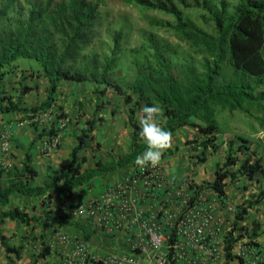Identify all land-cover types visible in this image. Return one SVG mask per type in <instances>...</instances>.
Listing matches in <instances>:
<instances>
[{
    "label": "trees",
    "instance_id": "trees-1",
    "mask_svg": "<svg viewBox=\"0 0 264 264\" xmlns=\"http://www.w3.org/2000/svg\"><path fill=\"white\" fill-rule=\"evenodd\" d=\"M112 1L170 16L172 22L150 21L149 26L171 30L177 42L141 30L138 44L130 46L131 29L127 25L104 24L98 4L91 0H0V114L45 113L55 103L60 82L89 83L95 97L104 96L110 89L122 98L130 107L127 123L132 130L127 154L83 168L87 158L79 154L87 149L88 141H93L90 135L95 126L104 121L98 116L99 106H95L92 117L75 138V146L59 163V169L47 166L48 175L39 186L34 185L37 171L31 165L32 145H29L19 164L7 171L0 169V209L15 194L41 198V205L43 201L52 203L57 195L71 197L95 178L134 164L137 156L147 149L139 139L140 125L135 118L137 111L146 106L159 105L163 109V121L159 124L172 136L180 128L197 133L195 147L201 151V162H205L208 152H217L218 113L237 112L264 126V0H237L234 6L226 0ZM189 10L201 12L204 28L195 23ZM20 59L36 63L39 77L47 82L46 97L31 108L22 105V98L33 88L23 87L14 97L8 94L5 85ZM238 141L241 143L238 147L236 141L225 143L223 165L215 171L213 181L193 189L195 197L209 189L220 198L224 196L226 181L264 177L261 159L247 141ZM246 210L241 208L235 213V227L244 221ZM44 215L30 217L18 208L0 210V246L6 257L19 258V250L6 242L2 231L5 222L28 227L43 219H53L57 224L70 225L61 208ZM72 226L85 239L93 238L103 248L110 246L106 236L81 224ZM259 229L258 224H252L251 239L258 237ZM240 230L248 233L247 226ZM233 233L228 232L223 240L226 262L232 260V247L242 238L234 237ZM173 242L174 232L169 239L170 244ZM49 254V249L43 248L31 264L45 260Z\"/></svg>",
    "mask_w": 264,
    "mask_h": 264
},
{
    "label": "rangeland",
    "instance_id": "rangeland-1",
    "mask_svg": "<svg viewBox=\"0 0 264 264\" xmlns=\"http://www.w3.org/2000/svg\"><path fill=\"white\" fill-rule=\"evenodd\" d=\"M91 1L98 4L104 24L127 25L131 29L130 46L138 44V32L141 30L156 33L167 38L171 43L177 42L171 30L149 26L150 21L172 22L173 19L168 15L157 11H146L135 4H121L112 0ZM226 1L231 6L237 3V0ZM188 12L195 23L204 28L199 17L201 12L198 10ZM102 31L101 38L104 40ZM28 62V60H18L17 65L14 64L13 73L6 78L5 85L9 92L7 93L14 97L23 87L33 88L34 91L22 98V105L31 108L44 100L46 92L39 81V66ZM85 87L82 89L76 84L61 83L55 96V103L47 112L34 116L11 114L2 117L8 124L16 127L15 138H30L32 133L34 138H49V142L56 140L52 152L55 164L62 156V153L58 152L61 145L57 138H76L85 127V122L89 121L94 107L99 106V111L104 109L100 114L105 117L106 122L95 126L90 135L94 138V142L88 141L87 149L79 156L87 158L83 168L93 167L98 161L109 162L130 150L132 130L127 123L130 107L110 89L106 90L104 96L95 97L89 85ZM100 114L98 113V116ZM141 116L142 111H137L135 118L138 123ZM216 118L219 124L216 135L217 152H208L205 162H201V151L195 147V142L198 140L197 133L190 128H180L172 136V147L163 154L158 167L141 168L135 163L131 164L113 174L92 181L89 186L76 190L70 203L66 202L68 197L63 195H57L55 201L50 204L43 201L42 205L41 198L13 195L4 208L8 210L18 208L30 217L43 218L45 212L60 207L67 210L74 204L87 202L99 196L110 187L124 188L128 191L126 197L115 199L113 206L104 212L102 217L106 219L103 225L82 218L70 220V225L57 224L53 219H43V222L32 223L28 227L16 222H5L2 227L3 235L9 246L18 248L19 258H15L14 255L6 257L0 246V264H31L43 248L50 249L51 245L53 249L55 247L54 264H64L65 254L71 251L72 245L61 244L58 241L60 235L68 237L71 242L83 243L89 254L100 262L111 252L120 254L136 252L132 248L137 240L136 234L141 232V228L127 230L126 227L137 215L145 221L150 215L156 217V226L168 237L173 230L191 231L195 226L200 225L203 222L201 215L205 212H211L213 217L210 223L204 226V236L218 247L219 258L215 261L216 264H264L263 176L256 175L251 181L245 177H239L233 182L226 181L224 196L220 198L209 189L202 190L197 197L194 196L193 189L204 182L213 181L215 171L223 165L226 155L225 143L228 141H236V147L241 144L239 139L247 141L264 167V126H258L256 122L237 112H220ZM162 121V118L157 117V123ZM67 131L70 133L64 134ZM10 138H13V133L10 134ZM139 139L143 141L142 138ZM96 142L99 143V147L95 146ZM46 150V153H49L47 148ZM14 162L13 166L20 161ZM146 180H149V189L145 184ZM249 202L257 203L250 205ZM241 208H247V215L244 221L235 227L234 215ZM74 223L106 236L110 245L106 248V253L103 255L94 253L83 240L82 233L72 226ZM252 224L260 226L258 237L254 239H251ZM244 226L248 227V233L241 232L240 228ZM232 231L234 237L241 235L242 238H239L232 247V260L226 262L223 240L228 232ZM98 246L101 247L100 244ZM189 253V261L192 262L196 259L197 253L191 249ZM37 264L52 263L40 259Z\"/></svg>",
    "mask_w": 264,
    "mask_h": 264
},
{
    "label": "built area",
    "instance_id": "built-area-1",
    "mask_svg": "<svg viewBox=\"0 0 264 264\" xmlns=\"http://www.w3.org/2000/svg\"><path fill=\"white\" fill-rule=\"evenodd\" d=\"M7 143L6 137H3L1 142L3 150L6 149ZM55 143H57L56 140H51L46 148H54ZM145 184L149 189V180H146ZM127 193L128 191L124 188L110 187L87 202L74 204L64 213L70 220L82 218L94 224L103 225L106 219L102 217L104 212L113 206L115 199L124 198ZM202 219L203 222L191 231L173 230L174 242L170 244L171 235L167 237L159 231V227L156 226V217L150 215L145 221L137 215L126 227L127 230L141 228V232L136 234L137 240L132 248L136 252L131 254L111 252L100 262L89 254L83 243L71 242L64 235L58 236V241L63 245H72L71 251L65 254L64 264H216L215 261L219 258L218 247L204 236V226L213 219L211 212L202 214ZM182 242L186 243V250L182 247ZM190 249L197 253L196 259L192 262L189 261Z\"/></svg>",
    "mask_w": 264,
    "mask_h": 264
},
{
    "label": "crops",
    "instance_id": "crops-1",
    "mask_svg": "<svg viewBox=\"0 0 264 264\" xmlns=\"http://www.w3.org/2000/svg\"><path fill=\"white\" fill-rule=\"evenodd\" d=\"M17 63H18V61L15 63V65H17ZM28 63H33L32 65H37L31 61H29ZM39 81H40L41 87L45 89L47 87L46 80L43 77H39ZM61 83H65V82H60L58 84V86H59L58 89L60 88ZM71 84H75V83H71ZM76 85L81 86L82 89H85L86 88L85 86L89 85V88H91V91L94 89L93 86L89 83L76 84ZM102 111H104V109L100 110L98 113L100 114ZM14 114H17V113H14ZM2 115L8 116L11 114H0V169L5 170V171L9 170L13 166V164L15 163L14 161H21V159L23 157L24 150H26L29 147V145H32L29 148L30 149L29 154L31 155V158H32L31 165L37 171V178L35 179L34 184H36L37 186L41 185L43 179L48 175L46 167L50 166L53 170H58L59 169V163L68 156L71 149L75 146V144H76L75 138H57L59 140V144L61 145V147L58 149V152H61L62 156H61V158L58 159L57 163L54 164V162H53V155L54 154L52 153L54 149L49 147L50 148V149H48L49 153H46V151H47L46 146H48V144H49V138H34L33 137L34 135L32 133L30 134V138H18V137L15 138L16 127L13 124H8V122L5 121V119H3ZM90 115L92 117V112ZM100 117H102L104 120L102 124H105V122H106L105 117L102 114H100ZM102 124H100V125H102ZM11 133H13V138H10ZM67 133L69 134L70 132L69 131L64 132V134H67ZM3 137H6L7 142H8L5 150H3L1 148V142H2ZM92 139L94 142V138H92ZM95 144L99 145L98 142H96ZM122 156L123 155H120L119 157H122ZM103 163H105V162H103ZM102 177L103 176L95 178L93 180V182L96 179H100ZM75 193H76V191H74V193L71 197L67 196L68 197V199H66V200H68V201H66L67 203L71 202L72 198H74V196H75ZM63 196L66 197V195H63ZM24 198H26V197H24ZM55 199H56V196L54 198V201H55ZM60 208L63 211H65L63 209V207H60ZM1 209L2 210L3 209L8 210L7 208H4V207H1ZM83 240L87 243L88 246H90V248L93 250L94 253L99 254V255H103L106 253L105 252L106 248H102V247L99 248V246H98L99 244L96 243L97 241L95 239H93V238L85 239L84 238ZM183 244H185V245H183ZM182 247H184L185 250L187 249V245L185 242H182ZM49 252H50V254L46 258V261L54 264L55 258H56L55 257V247L53 249V246L51 245ZM187 255H188V252H187Z\"/></svg>",
    "mask_w": 264,
    "mask_h": 264
},
{
    "label": "clouds",
    "instance_id": "clouds-1",
    "mask_svg": "<svg viewBox=\"0 0 264 264\" xmlns=\"http://www.w3.org/2000/svg\"><path fill=\"white\" fill-rule=\"evenodd\" d=\"M157 117H164L163 109L159 105L146 106L142 109L139 121L140 136L147 149L135 160V164L141 168L158 167L163 154L172 147V133L157 123Z\"/></svg>",
    "mask_w": 264,
    "mask_h": 264
}]
</instances>
